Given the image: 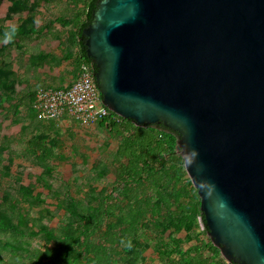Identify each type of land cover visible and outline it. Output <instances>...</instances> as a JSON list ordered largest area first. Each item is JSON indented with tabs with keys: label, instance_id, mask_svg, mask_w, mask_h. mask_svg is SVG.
Returning a JSON list of instances; mask_svg holds the SVG:
<instances>
[{
	"label": "water",
	"instance_id": "1",
	"mask_svg": "<svg viewBox=\"0 0 264 264\" xmlns=\"http://www.w3.org/2000/svg\"><path fill=\"white\" fill-rule=\"evenodd\" d=\"M103 106L163 125L227 264H264V0H98L82 32Z\"/></svg>",
	"mask_w": 264,
	"mask_h": 264
},
{
	"label": "trees",
	"instance_id": "2",
	"mask_svg": "<svg viewBox=\"0 0 264 264\" xmlns=\"http://www.w3.org/2000/svg\"><path fill=\"white\" fill-rule=\"evenodd\" d=\"M5 1L11 2V10L14 4L22 5L18 9L26 11L30 18L41 15L37 0H0V7ZM44 1L45 10L55 11L57 20L69 21L75 44L68 63L73 80L65 86L43 82V69L58 68L69 56L65 50L60 56L46 55L32 47L33 39L38 40L40 47L60 39L62 31L49 26L42 33V26L21 18L17 27L12 28L2 25L0 20V37H10L12 47L20 52L13 61L10 53L0 50V99L9 111L23 110L24 115L16 121L26 123L19 139L0 140V264H227L207 237L199 198L178 154L177 135L161 124L136 127L111 112L96 122L98 130L117 137L116 149L107 156V164L100 162L91 170L92 186L104 183L111 173L113 180L105 190H87L76 185L63 199L51 197L53 203L35 199L36 203L48 206L45 212L32 210L31 198L26 201L29 208L25 207L21 193L12 191L3 178L2 148L15 156L10 148L20 140L23 156L41 168L66 162L62 142L54 139L56 151L44 143L66 117L38 120L33 108L36 92L69 87L80 64H92L85 53L82 32L90 24L98 0ZM26 56L34 59L19 75L12 69L13 63L21 66ZM17 85L23 89L16 91ZM28 117L30 122L26 121ZM87 178L85 174L73 182ZM51 218H57L58 223L53 224ZM197 219L202 222L201 232ZM180 234L183 236L177 237ZM46 237L49 240L45 242ZM147 251L153 260L146 257Z\"/></svg>",
	"mask_w": 264,
	"mask_h": 264
},
{
	"label": "rangeland",
	"instance_id": "3",
	"mask_svg": "<svg viewBox=\"0 0 264 264\" xmlns=\"http://www.w3.org/2000/svg\"><path fill=\"white\" fill-rule=\"evenodd\" d=\"M41 5L38 9L41 15L37 17L30 18L26 11L19 10L22 5L14 4L12 10L11 2L5 1L0 7V20L2 25L8 27H17L18 19H23L24 22L33 21L37 27L42 26V33L46 31L47 27H52L54 31L61 32V38L58 40H51L38 46V40H32V47L43 51L46 55L51 53L60 56L62 51L65 50L69 56L66 61L62 62L58 68L53 70L43 69L44 72L51 74L55 73L56 79L58 80L55 84L57 86H62L70 83L73 80L72 71L70 65L68 64L71 60V54L75 48L74 37L72 36L71 28L68 26L69 21H59L57 20L58 15L55 11L45 10V1L37 0ZM71 2V0H67ZM44 5V7H43ZM12 40L10 37H0V50H4L11 54L10 59L16 60L20 52L15 51L12 47ZM38 47V48H37ZM33 58V57H32ZM31 57H23L21 66L16 62L13 63V70L17 74L22 75L24 72L25 65L31 64L33 61ZM36 63L38 61L36 60ZM41 63V62H40ZM42 64V63H41ZM54 86V84H50ZM23 89V86H15L16 91ZM5 108V110L3 109ZM7 104L0 99V140L8 137H14L19 139V132L26 126L24 122H17V118L24 115L23 110H7ZM73 118L66 117L58 123V130L55 134L47 138L44 143L46 145L52 146L54 151H56L54 139L64 144V149L62 151L63 157L66 159L64 164H49L46 168H41L33 163L32 159L25 158L23 156V142L18 140L14 143V148H10V151H15V156L8 152L7 148H2L1 158L3 159L2 168L4 171V179L10 184L12 191H19L21 193V199L24 206L29 208L27 200L31 198L32 210L47 211L48 207L46 203H53L51 197H57L63 199L66 197V192L68 190L74 191L76 185L87 188H95L98 190H105L108 183L113 180L111 173H106L107 178H105L104 183H98L93 185L89 183L92 175L91 170L94 166L100 162L107 164V156L113 153L117 146V137L111 135L103 130H98L97 127H82L77 123L73 122ZM30 122V118L26 119ZM76 148L73 151V148ZM87 174L88 178L86 180H80L73 182L74 179L80 178ZM102 175V174H101ZM27 194H26V193ZM35 199H40L45 204L36 203ZM36 203V205H35ZM56 205V204H55ZM56 210V209H55ZM57 211V210H56ZM61 215V210L58 211ZM57 218H51L53 224H57ZM198 231H202V222L197 219ZM183 235H177V237H182ZM46 237L44 241H48ZM38 244H43V242L36 241ZM146 257L153 258L150 251L146 252ZM153 260V259H151ZM152 264V263H147ZM155 264V263H154Z\"/></svg>",
	"mask_w": 264,
	"mask_h": 264
},
{
	"label": "built area",
	"instance_id": "4",
	"mask_svg": "<svg viewBox=\"0 0 264 264\" xmlns=\"http://www.w3.org/2000/svg\"><path fill=\"white\" fill-rule=\"evenodd\" d=\"M92 64L81 63L76 79L65 88H44L36 92L34 111L38 120L73 118L82 127H91L109 115L95 83Z\"/></svg>",
	"mask_w": 264,
	"mask_h": 264
},
{
	"label": "crops",
	"instance_id": "5",
	"mask_svg": "<svg viewBox=\"0 0 264 264\" xmlns=\"http://www.w3.org/2000/svg\"><path fill=\"white\" fill-rule=\"evenodd\" d=\"M41 77V80L43 81V82H45V83H47V84H57L56 82L58 81L57 79H56V76H55V73L54 72H52L51 74H48V73H46V72H44V73H42L41 75H40ZM69 84V83H68ZM68 84H66V85H68ZM65 86V85H64Z\"/></svg>",
	"mask_w": 264,
	"mask_h": 264
},
{
	"label": "clouds",
	"instance_id": "6",
	"mask_svg": "<svg viewBox=\"0 0 264 264\" xmlns=\"http://www.w3.org/2000/svg\"><path fill=\"white\" fill-rule=\"evenodd\" d=\"M131 246V244L129 243V247Z\"/></svg>",
	"mask_w": 264,
	"mask_h": 264
}]
</instances>
